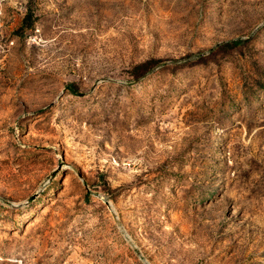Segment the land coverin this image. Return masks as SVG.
Returning <instances> with one entry per match:
<instances>
[{
  "label": "rangeland",
  "instance_id": "1",
  "mask_svg": "<svg viewBox=\"0 0 264 264\" xmlns=\"http://www.w3.org/2000/svg\"><path fill=\"white\" fill-rule=\"evenodd\" d=\"M0 264H264V0H0Z\"/></svg>",
  "mask_w": 264,
  "mask_h": 264
},
{
  "label": "trees",
  "instance_id": "2",
  "mask_svg": "<svg viewBox=\"0 0 264 264\" xmlns=\"http://www.w3.org/2000/svg\"><path fill=\"white\" fill-rule=\"evenodd\" d=\"M232 43H233V44H236V41H233Z\"/></svg>",
  "mask_w": 264,
  "mask_h": 264
}]
</instances>
